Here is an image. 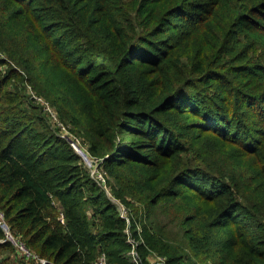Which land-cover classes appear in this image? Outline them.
Here are the masks:
<instances>
[{"label": "trees", "instance_id": "16d2710c", "mask_svg": "<svg viewBox=\"0 0 264 264\" xmlns=\"http://www.w3.org/2000/svg\"><path fill=\"white\" fill-rule=\"evenodd\" d=\"M0 66V209L46 264L134 263L116 204L14 78L103 158L143 264H264V0H0Z\"/></svg>", "mask_w": 264, "mask_h": 264}, {"label": "built area", "instance_id": "2783aa9c", "mask_svg": "<svg viewBox=\"0 0 264 264\" xmlns=\"http://www.w3.org/2000/svg\"><path fill=\"white\" fill-rule=\"evenodd\" d=\"M27 94L31 98V100H35L37 103L40 104V106L43 108V112L46 113L52 125H54L56 128L59 129L58 135L64 138L71 146V148L74 150V152L80 157V162H82L83 165L87 168L90 178H92L101 187V189H103L106 193H108L106 191L108 176L102 166L103 158H98L89 155L86 152L85 144L81 141V139L78 136L72 134L69 131V127L58 119L54 107L51 106L41 96H36L37 94L29 86L27 87ZM81 153H85L86 158H83ZM111 201L114 204H116L119 216L125 219L127 225V228L125 229V233L127 235L126 241L130 245V250L127 252L128 256L130 257V261L133 262L134 264H143L141 262L140 255L136 250V245L138 244V242L132 238L128 229L129 226L128 208L125 205H123L118 199L113 198L111 199ZM0 229L4 233V238L2 239V241L9 242L19 256L25 259H32L38 264L47 263V260L45 258L38 256L33 250H31L26 246V244L20 237L13 234L8 224L6 223L5 215L1 209H0ZM146 263L165 264V257L157 256L156 262L147 260ZM96 264H107L104 253H101L97 257Z\"/></svg>", "mask_w": 264, "mask_h": 264}, {"label": "rangeland", "instance_id": "374dc122", "mask_svg": "<svg viewBox=\"0 0 264 264\" xmlns=\"http://www.w3.org/2000/svg\"><path fill=\"white\" fill-rule=\"evenodd\" d=\"M5 66H0V73H3L2 71H4L5 70ZM19 71L22 73V75H24L25 77L27 76L26 75V73L24 72V71H22V70H20L19 69ZM8 84H10V85H8V87L9 88H11V89H15L16 87H18V88H20L21 89V91H22V93H25L26 95H27V87L29 86L34 92H35V90L32 88V86H31V84H29L26 80H24V82H20V80H18V79H16V78H14V79H12V80H10L9 81V83ZM36 93V92H35ZM37 94V93H36ZM28 96V95H27ZM36 96H38V94L36 95ZM42 97V96H41ZM43 98V97H42ZM29 99V98H28ZM30 100H31V98H30ZM35 105H39L40 106V104L39 103H37L35 100H31ZM108 181V180H107ZM110 184V183H109ZM106 191L108 192V193H106L105 191V194L107 195V197L111 200V199H113V198H115V199H117L116 197H115V195H114V189H113V187H111L110 188V186L108 185V183H107V187H106ZM171 235H174V232L172 231V234ZM184 253H186V254H189V250H187V249H184ZM157 256H162V255H157L156 253H151V254H149V256H148V261H155L156 262V260H157ZM12 261L14 262V264H24L25 263V261L22 259V258H20V256L18 257L17 255H13V257H12ZM200 264V263H199Z\"/></svg>", "mask_w": 264, "mask_h": 264}, {"label": "water", "instance_id": "95a60500", "mask_svg": "<svg viewBox=\"0 0 264 264\" xmlns=\"http://www.w3.org/2000/svg\"><path fill=\"white\" fill-rule=\"evenodd\" d=\"M81 155L83 156V158H86V154L85 153H81Z\"/></svg>", "mask_w": 264, "mask_h": 264}]
</instances>
